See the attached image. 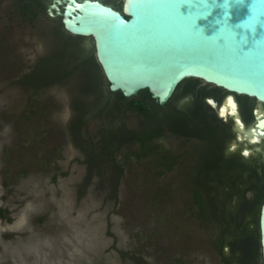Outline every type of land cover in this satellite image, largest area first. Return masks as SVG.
<instances>
[{"label":"rangeland","instance_id":"obj_1","mask_svg":"<svg viewBox=\"0 0 264 264\" xmlns=\"http://www.w3.org/2000/svg\"><path fill=\"white\" fill-rule=\"evenodd\" d=\"M24 1L33 4L31 19L20 9ZM35 1L0 0V264H223L222 257L253 264L250 236L242 230L230 236L220 255L217 222L197 214L185 176L189 141L169 139L164 130L140 155L132 137L152 117L128 101L144 92L124 100L109 92L91 51L72 50L77 41L64 34L60 18L47 15L51 0ZM102 1L122 9L123 0ZM45 42L87 60L51 64L58 74L73 72L34 94L28 77ZM75 99L84 101L79 111ZM80 117L88 121L79 129ZM165 147L182 156L161 171ZM250 210H234L231 228L249 226ZM209 213L219 216L221 209ZM257 262L263 264L261 251Z\"/></svg>","mask_w":264,"mask_h":264},{"label":"water","instance_id":"obj_2","mask_svg":"<svg viewBox=\"0 0 264 264\" xmlns=\"http://www.w3.org/2000/svg\"><path fill=\"white\" fill-rule=\"evenodd\" d=\"M48 12L70 33L93 38L111 92L147 90L162 106L195 78L264 103V0H123L122 9L52 0ZM258 230L264 264V200Z\"/></svg>","mask_w":264,"mask_h":264},{"label":"flooded vegetation","instance_id":"obj_3","mask_svg":"<svg viewBox=\"0 0 264 264\" xmlns=\"http://www.w3.org/2000/svg\"><path fill=\"white\" fill-rule=\"evenodd\" d=\"M50 4L45 8L47 15L50 18H60L61 21V17L49 15ZM62 30L68 38L77 41L71 44L72 50L84 48L91 51L93 60L99 65L91 36L72 34L63 24ZM79 40L82 41L80 43L82 46L78 45ZM70 52L67 45L60 47L56 43L45 42L40 49L37 63L42 60L51 63L77 64L87 60L84 56L73 57L69 55ZM72 72L73 70L70 69L65 77ZM148 100L144 99L143 95L137 100L134 99L133 103H145L152 119L161 116L166 109L165 105L172 102V106L167 109L176 120L171 125L159 123L157 128L163 135L164 130H168L171 137L169 139L176 136L182 137L185 142L189 141L183 150L190 158L185 173L187 189L190 191L197 214L217 222L219 226L217 242L221 239L223 254L228 247L225 241L228 240L230 246L232 244L229 240L230 236H225L224 231L227 226L231 228V224L236 220L233 211L258 206L254 200L255 196L257 193H260V197L264 195V179L262 182L257 181L264 167V134H260V131L264 132V127H257L258 123L264 122V103L259 102L255 97L228 92L195 78L180 82L170 99L162 106L158 104L160 106L158 111H152ZM226 107H228L226 113H223ZM146 126V124L142 125L139 130L145 129ZM155 139L147 143L136 140L133 145L138 148L139 153H142L150 148ZM181 156L182 154L165 147L158 159L160 170H171L180 161ZM219 207L221 209L219 216L209 213V209Z\"/></svg>","mask_w":264,"mask_h":264},{"label":"trees","instance_id":"obj_4","mask_svg":"<svg viewBox=\"0 0 264 264\" xmlns=\"http://www.w3.org/2000/svg\"><path fill=\"white\" fill-rule=\"evenodd\" d=\"M41 3L40 0L35 1V4H39ZM20 9L22 11V13H24L25 15L28 16L29 19L33 18L34 15V10H33V4L31 2H22ZM51 62H43L42 60L38 63H36L35 69L33 71V73L31 75H29V79L30 82L31 80H34V94H39L41 91L47 89L49 86H51L52 84H54L56 81L58 82L59 80L61 81L62 79H64V77L70 72V70L65 69L64 71H62L61 73H57L54 72L53 68L50 66ZM26 82H29V81ZM109 92H111L108 89ZM140 92H144V99H149V100H153L149 94V92L147 90H142ZM139 92V93H140ZM119 93V98L120 100H124L127 99V97H124L120 92ZM134 99H130V101H128V105L132 106V107H136L140 112L149 115L147 110L148 107L145 105V103H139L137 105H134L133 103ZM155 104L160 107L158 105L157 102H155ZM72 106L75 109V111H79L80 109L83 108L84 106V101L82 99H75L72 102ZM165 107H167V105H165ZM176 119H174V116L170 113L169 109H165L163 114L161 116H158L154 119H151L150 122L148 124H146V128L143 130H139L137 132H135V134L133 135L132 139L134 140H138L142 143H147L148 141H150L151 139L161 135L160 131L157 128V125L159 123L161 124H167V125H171L172 122H174ZM178 120V119H177ZM87 119L80 117V127L79 129L83 126L86 125L87 123ZM151 123V124H150ZM75 124V120L72 122L71 124V128H73ZM73 136V140L75 142H78V138L76 135L72 134ZM106 142H108L106 140ZM108 143H106V146ZM148 152L147 150L139 153L146 155ZM139 154H134V158H138L140 155ZM126 161H131V157L126 156ZM123 174V168L120 167L117 171L116 177L117 179L120 178ZM264 195L260 197V193H257V195L255 196L254 200L255 202L258 204V206L253 207L250 210V214L253 217V222L255 224V226L252 228L247 225H244L242 227V229H235V228H231V230L229 229L230 227H226L225 231H224V235H228V236H233V235H237V232L245 235L250 236V238H252V240L254 241V245L252 247L249 248L248 254H247V258L250 259H255L256 261L253 264H259L257 262L258 257L260 256V244H259V230H258V210H259V204L261 203V201L263 200ZM233 229V230H232ZM217 251L219 252V254H222L221 252V239L218 240V244L216 247ZM222 263L223 264H229L228 260L222 257Z\"/></svg>","mask_w":264,"mask_h":264},{"label":"bare ground","instance_id":"obj_5","mask_svg":"<svg viewBox=\"0 0 264 264\" xmlns=\"http://www.w3.org/2000/svg\"><path fill=\"white\" fill-rule=\"evenodd\" d=\"M228 104H229V103H228ZM224 106H225V104H224ZM228 107H229V106H228ZM228 107H226V108L223 109V113H226V109H227ZM222 116H223V115H222ZM238 131H239V130H238ZM241 132H242V131H241ZM255 136H256V135H255ZM238 137H240L239 134H238Z\"/></svg>","mask_w":264,"mask_h":264},{"label":"snow or ice","instance_id":"obj_6","mask_svg":"<svg viewBox=\"0 0 264 264\" xmlns=\"http://www.w3.org/2000/svg\"><path fill=\"white\" fill-rule=\"evenodd\" d=\"M53 7H55V6H53ZM211 102V101H210Z\"/></svg>","mask_w":264,"mask_h":264}]
</instances>
